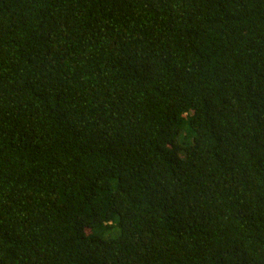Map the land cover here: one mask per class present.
<instances>
[{"label": "trees", "instance_id": "obj_1", "mask_svg": "<svg viewBox=\"0 0 264 264\" xmlns=\"http://www.w3.org/2000/svg\"><path fill=\"white\" fill-rule=\"evenodd\" d=\"M0 264H264V0H0Z\"/></svg>", "mask_w": 264, "mask_h": 264}]
</instances>
